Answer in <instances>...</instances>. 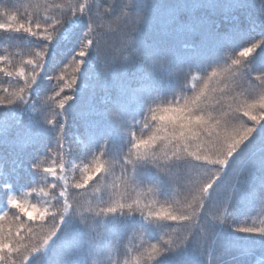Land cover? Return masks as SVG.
<instances>
[{
  "label": "snow or ice",
  "instance_id": "6c2138e0",
  "mask_svg": "<svg viewBox=\"0 0 264 264\" xmlns=\"http://www.w3.org/2000/svg\"><path fill=\"white\" fill-rule=\"evenodd\" d=\"M0 264H264V0H0Z\"/></svg>",
  "mask_w": 264,
  "mask_h": 264
},
{
  "label": "trees",
  "instance_id": "16d2710c",
  "mask_svg": "<svg viewBox=\"0 0 264 264\" xmlns=\"http://www.w3.org/2000/svg\"><path fill=\"white\" fill-rule=\"evenodd\" d=\"M57 2H59V0H57ZM99 2L101 3V4H103V5H105V6H107L109 3H111L112 2V0H99ZM106 31H109V32H112L113 30H114V26H108V27H106V29H105ZM108 44L110 45V46H119V44H120V40H119V37L118 36H116V35H113V36H110L109 38H108ZM18 53H23V49H17L16 50ZM21 57L20 56H18L17 57V59L19 60ZM24 58H26V57H24ZM61 67H63V65H61ZM69 74L71 73V68H68L67 70H66ZM58 72H59V68H57L55 71H52V72H50V75H52V76H55V75H57L58 74ZM55 81H51L50 82V89L51 88H54L55 87ZM139 242V239H137V243Z\"/></svg>",
  "mask_w": 264,
  "mask_h": 264
}]
</instances>
